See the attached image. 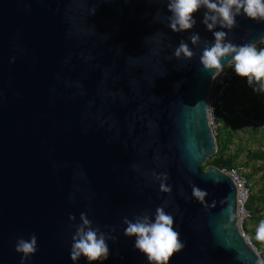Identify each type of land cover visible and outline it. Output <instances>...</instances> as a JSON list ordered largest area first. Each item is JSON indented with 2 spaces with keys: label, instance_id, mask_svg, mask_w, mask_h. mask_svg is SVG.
Here are the masks:
<instances>
[{
  "label": "water",
  "instance_id": "1",
  "mask_svg": "<svg viewBox=\"0 0 264 264\" xmlns=\"http://www.w3.org/2000/svg\"><path fill=\"white\" fill-rule=\"evenodd\" d=\"M205 11L177 33L167 0H0V264H20L16 242L33 233L38 251L25 264H89L70 257L82 212L116 237L108 259L91 264H149L123 221L147 213L154 222L165 203L185 244L169 264H261L233 179L213 164L200 169L217 151L215 69L200 56L213 31L256 44L264 21L241 14L230 31H209ZM181 40L191 59L174 56ZM153 173H167L171 193ZM192 185L208 192L205 203Z\"/></svg>",
  "mask_w": 264,
  "mask_h": 264
},
{
  "label": "clouds",
  "instance_id": "2",
  "mask_svg": "<svg viewBox=\"0 0 264 264\" xmlns=\"http://www.w3.org/2000/svg\"><path fill=\"white\" fill-rule=\"evenodd\" d=\"M202 7L206 9L202 23L209 31H213L218 25L230 31L236 27V17L241 14L258 22L264 21V0H167V9L171 13L167 17L168 27L177 33L192 29L197 22L194 14ZM213 36L215 39L211 45L208 41L203 42V52L200 56V63L206 70L215 69L212 79L219 77L225 67L231 66L238 76L247 79L254 92L264 94V49L258 50L252 43L236 45L226 40L228 32L223 30L213 31ZM189 39L193 45L201 43L198 33H193ZM174 56L178 59L181 57L191 59L194 52L181 40L174 51ZM228 56H231V59L225 65L222 60ZM176 87H179V83ZM153 175L160 181V191L171 193L172 188L166 183L169 178L167 173ZM192 196L200 203H205L208 192L192 185ZM166 206L165 203L156 208L154 222L147 213L136 215L134 221L127 217L123 221L127 225L124 234L129 237L135 236L134 247L146 255L149 264H169L173 254L185 247L180 239V233L174 229V217L165 211ZM75 219L74 215L69 216V220ZM80 220V224L74 225L76 231L72 236L70 250L72 261H78L81 256L85 257L89 264L107 260L110 255L107 241H115L116 237L102 232L99 227H93V222L86 213L80 214ZM111 231H115V228ZM256 239L264 241V220L256 229ZM15 250L23 254L20 264H25V261L38 251L35 233L29 240L19 238Z\"/></svg>",
  "mask_w": 264,
  "mask_h": 264
},
{
  "label": "rangeland",
  "instance_id": "3",
  "mask_svg": "<svg viewBox=\"0 0 264 264\" xmlns=\"http://www.w3.org/2000/svg\"><path fill=\"white\" fill-rule=\"evenodd\" d=\"M225 104H231L230 110L237 113V117L229 125L233 129V141L228 151L236 153L235 166L242 168L243 173L250 175L251 192L262 190L264 193V158L247 159L248 151H258L264 154V94L253 91L247 83V79H239L234 86L228 90ZM264 220H247L246 229L242 230L249 239L258 241L260 262L264 264V241L256 239V229ZM243 224V223H242Z\"/></svg>",
  "mask_w": 264,
  "mask_h": 264
},
{
  "label": "built area",
  "instance_id": "4",
  "mask_svg": "<svg viewBox=\"0 0 264 264\" xmlns=\"http://www.w3.org/2000/svg\"><path fill=\"white\" fill-rule=\"evenodd\" d=\"M255 45L258 50L264 49V38ZM225 65H227V63ZM238 79H242V77L238 76L231 66H227L219 77H217L215 80H212L208 101V112L214 135L217 134V130L221 126V122L218 120L219 115H221L226 122H229L237 117V113L235 111H229L227 109L225 99L230 86L235 82V80ZM221 170L227 173L233 179L236 185L237 217L239 223L242 226V223L249 220L252 216L251 210L247 207L248 198L251 193L250 183L247 176L243 173L242 168L240 167L234 166L229 169L221 168ZM246 238L248 244H250L255 249L249 237L246 236ZM256 252L260 257L259 252Z\"/></svg>",
  "mask_w": 264,
  "mask_h": 264
},
{
  "label": "trees",
  "instance_id": "5",
  "mask_svg": "<svg viewBox=\"0 0 264 264\" xmlns=\"http://www.w3.org/2000/svg\"><path fill=\"white\" fill-rule=\"evenodd\" d=\"M242 79H246V78H242ZM238 80H235V82H237ZM234 83L230 86V88L234 86ZM232 122L233 120L229 122H225V125L220 126L218 128L217 134L215 135L217 142V151L212 156H210V158L207 160V162L204 165L200 166V169L203 170L208 164H213L219 168H225V169H229L235 166L237 154L228 151V147L231 145L233 141V129L229 125V123L231 124ZM263 158H264L263 152L248 151L247 153L248 160L250 159L260 160ZM246 176L248 178L250 175L246 174ZM247 207L251 210L252 213L250 220H261V218H264V193H262V190H257L256 192L250 193L247 202ZM245 224H246L245 222L242 224L243 229H246ZM252 243L257 247L259 245L258 241H254Z\"/></svg>",
  "mask_w": 264,
  "mask_h": 264
},
{
  "label": "crops",
  "instance_id": "6",
  "mask_svg": "<svg viewBox=\"0 0 264 264\" xmlns=\"http://www.w3.org/2000/svg\"><path fill=\"white\" fill-rule=\"evenodd\" d=\"M229 105H231V104H226L227 109H228L229 111H233V110H230V109H229V108H230ZM218 120L221 122V126L225 125V122H226V121L224 120V118H223L221 115L218 116Z\"/></svg>",
  "mask_w": 264,
  "mask_h": 264
}]
</instances>
